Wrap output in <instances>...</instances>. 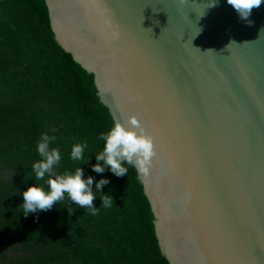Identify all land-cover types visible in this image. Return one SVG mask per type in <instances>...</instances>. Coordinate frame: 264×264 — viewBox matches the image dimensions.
<instances>
[{
  "label": "water",
  "instance_id": "95a60500",
  "mask_svg": "<svg viewBox=\"0 0 264 264\" xmlns=\"http://www.w3.org/2000/svg\"><path fill=\"white\" fill-rule=\"evenodd\" d=\"M46 2L114 121L153 138L137 173L169 263L264 264V2L250 26L227 0Z\"/></svg>",
  "mask_w": 264,
  "mask_h": 264
},
{
  "label": "trees",
  "instance_id": "16d2710c",
  "mask_svg": "<svg viewBox=\"0 0 264 264\" xmlns=\"http://www.w3.org/2000/svg\"><path fill=\"white\" fill-rule=\"evenodd\" d=\"M114 123L94 74L56 40L46 0H0V264H170L137 169L123 177L92 171L104 146L98 136ZM43 133L56 136L58 174L82 167L84 179L93 177L96 215L68 199L27 216L19 208L28 187L48 191V178L31 172ZM85 142L88 163L73 161L72 147ZM101 179L109 183L98 193ZM101 195L113 206L101 207Z\"/></svg>",
  "mask_w": 264,
  "mask_h": 264
},
{
  "label": "clouds",
  "instance_id": "9594fccd",
  "mask_svg": "<svg viewBox=\"0 0 264 264\" xmlns=\"http://www.w3.org/2000/svg\"><path fill=\"white\" fill-rule=\"evenodd\" d=\"M262 2L264 0H227V3L249 26L252 24V21L248 19L252 10L259 8ZM215 6V0H211L209 7ZM52 131H56V129ZM98 139L104 142V146L102 151L95 154L97 163L92 166L93 172L100 174L107 168L115 176L123 177L127 176L129 167H134L141 176L149 175L155 156L154 142L136 115L129 116L126 125L115 122L109 130L101 132ZM55 140L56 136H49L47 133L41 134L37 144V153L40 159L34 162L31 167L35 181H44L45 177L48 178L46 180L48 191L46 192L43 187H39L37 184L28 187L22 193L23 204L19 208L23 209V214L27 216L30 213L48 211L58 202L68 199L79 208L87 209L91 215H96L98 209L93 206V201L96 198L92 191L93 177L89 176L84 179L82 167L76 168L74 173L65 171L63 174H58L55 168L61 161V154L58 148L50 147ZM86 148V142L75 144L72 147L70 158L73 161H83V164H87L90 157L85 159ZM28 175V173L25 174V181L28 180L26 179ZM108 183L107 179L99 180L95 185L98 193ZM100 199L102 200L101 207L113 206V199L110 195H101ZM72 213L68 209L69 216Z\"/></svg>",
  "mask_w": 264,
  "mask_h": 264
}]
</instances>
